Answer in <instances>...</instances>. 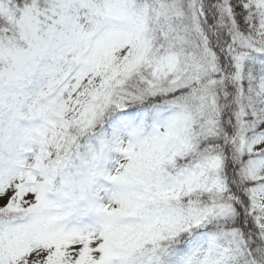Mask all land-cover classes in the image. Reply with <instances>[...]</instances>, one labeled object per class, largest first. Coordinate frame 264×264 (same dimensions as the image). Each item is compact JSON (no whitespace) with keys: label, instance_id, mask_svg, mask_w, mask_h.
Listing matches in <instances>:
<instances>
[{"label":"snow or ice","instance_id":"1","mask_svg":"<svg viewBox=\"0 0 264 264\" xmlns=\"http://www.w3.org/2000/svg\"><path fill=\"white\" fill-rule=\"evenodd\" d=\"M0 264H264V0H0Z\"/></svg>","mask_w":264,"mask_h":264}]
</instances>
